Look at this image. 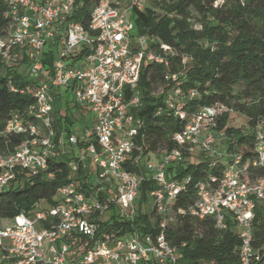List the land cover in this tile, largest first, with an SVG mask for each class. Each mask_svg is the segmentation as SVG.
Masks as SVG:
<instances>
[{
	"label": "built area",
	"instance_id": "1",
	"mask_svg": "<svg viewBox=\"0 0 264 264\" xmlns=\"http://www.w3.org/2000/svg\"><path fill=\"white\" fill-rule=\"evenodd\" d=\"M145 1L99 0L87 31L72 19L76 0H5L0 73L25 66L27 76L18 80L9 76L7 88L29 97L32 104L6 122L4 134L23 138L0 154V193L19 174L51 179V163L70 157L71 148L75 160L67 163L68 182L57 190L51 205L37 203L30 216L21 213L8 227H0L1 260L10 264H177L178 249L166 235L178 217L187 215L211 218L218 232L233 225L240 241L239 264L260 261L253 247L252 223L256 205L264 203V176L251 178L249 171L264 167V118L251 129L250 162L226 148L218 151V121L224 112L232 111L220 105L199 106L192 112L182 108L181 103L198 98L197 91L183 90L188 56L180 57L182 70L173 73L171 46L146 35L134 37L130 13L142 12ZM144 43L147 48L142 50ZM47 51L53 52L50 67L45 64ZM145 63L164 68V87L152 95H165V108H158L155 115L169 112L183 124L171 138L174 146L156 151L163 153L157 166L148 162L149 151L143 153L140 79ZM64 91L87 110L89 127L74 124L70 134L53 127L55 95ZM197 151L208 159L226 160L222 175L218 180L211 178V183L217 182L215 187L198 182L196 201L188 208H174L175 198L189 182V178H174V168L183 164L185 154ZM149 180L155 187L143 202L140 188ZM140 215L146 216L145 222ZM126 223L132 224L130 231L122 228Z\"/></svg>",
	"mask_w": 264,
	"mask_h": 264
},
{
	"label": "trees",
	"instance_id": "2",
	"mask_svg": "<svg viewBox=\"0 0 264 264\" xmlns=\"http://www.w3.org/2000/svg\"><path fill=\"white\" fill-rule=\"evenodd\" d=\"M98 1L76 0L77 10L72 19L79 22L84 30H89L90 14ZM145 4L151 8L132 12L134 30L174 49L175 56L170 59V71L173 73L182 70L180 57L183 54L188 56L181 78L183 90L197 91L198 98L181 103L182 108L192 112L199 106L220 105L245 116L249 128L247 134L228 126V112L219 119L217 129L225 131L230 138L226 140V150L239 153L243 162H250L254 151L251 129L264 118V0H147ZM5 10V0H0V32L7 25ZM194 22L201 26L200 30L194 27ZM260 22L262 28L257 25ZM52 54V51L45 53V64L49 67ZM190 62H193L192 66ZM163 71L161 65H142L140 86L144 108L140 116L144 122L141 130L146 147L144 154L171 149L174 146L172 136L183 127L182 122L169 112L155 115L158 108H165V95H152L153 91L164 87ZM9 76L13 80L25 78V66L0 73V154L12 150L23 138L4 134L7 120L14 113H23L32 104L29 97L9 92ZM53 108L55 115V102ZM62 119V122L54 120L53 127L70 134L74 126L73 117L66 113ZM185 156L183 164L175 167L173 174L178 180L189 178V182L175 198L174 208H188L196 201L195 185L198 182H209L215 187L217 182L211 183V178L218 180L222 175V161L208 159L203 154L204 157L194 163L189 159L191 155ZM70 160L68 156L52 162L50 171L54 175L51 179L19 174L16 181L0 193V227H8L21 213L30 216L34 206L41 201L51 205L57 190L68 182L67 163ZM131 169L135 172L140 170L136 167ZM249 172L251 178L261 177L264 176V167L250 168ZM154 187L150 180L142 184L140 196L143 202L148 200L147 194ZM139 219L145 222L146 216L140 215ZM252 225L253 247L260 256L257 264H263L264 203L256 205ZM122 228L130 231L132 224H122ZM170 230L166 237L178 249L177 264H239L237 251L240 241L233 225L228 224L226 230L218 232L211 218L198 220L186 215L178 217ZM0 264L10 263L0 259Z\"/></svg>",
	"mask_w": 264,
	"mask_h": 264
},
{
	"label": "rangeland",
	"instance_id": "3",
	"mask_svg": "<svg viewBox=\"0 0 264 264\" xmlns=\"http://www.w3.org/2000/svg\"><path fill=\"white\" fill-rule=\"evenodd\" d=\"M145 2H147V0ZM144 7L145 8H151L149 4H144ZM130 15L132 18V23L134 25L133 15L131 13H130ZM192 24H195V22ZM257 25L259 28H262V26H263V24L261 22L258 23ZM194 27H197L198 30L201 29V26H198L197 22L194 25ZM140 28H141V26H140ZM133 35H134V37H136V39L140 38V36H141V35H139V33L136 30H134ZM146 48H147V46L145 43L140 45V49L144 50ZM190 63L192 66L193 62H190ZM54 102L56 103V108H57V110H56L57 112L53 116V119L55 121L62 122L63 121L62 116L67 113L68 116L73 117L74 124H77L79 127L80 126L89 127L90 115L88 114L87 110H85L81 107H78L74 103V101L72 99V95L70 93L61 92V94L55 96ZM227 124H228V126H231L233 128L240 130L243 134H247L249 132L246 117L239 114V113H235V112L228 113ZM215 134H217L219 136V138L216 139L215 148L218 151H221L227 147L226 146L227 145L226 140H228L230 138L226 136L225 131L216 130ZM80 147H77V148H80ZM74 150H75L74 148H71V151H70L72 153V155L70 156L71 160H75V158H72ZM162 155H163L162 152L150 151L148 153V158H149L148 162L153 166H157L159 164V161H160V158L162 157ZM184 157L186 158L185 155H184ZM203 157H204L203 154H200L197 156L191 155L189 158H191L190 159L191 162L195 163L197 161H200L199 159L203 158ZM207 158H209V157H207ZM223 164L224 165L226 164V160L223 161ZM39 203H40L41 207L47 206L45 204L46 202H44V201H41Z\"/></svg>",
	"mask_w": 264,
	"mask_h": 264
},
{
	"label": "crops",
	"instance_id": "4",
	"mask_svg": "<svg viewBox=\"0 0 264 264\" xmlns=\"http://www.w3.org/2000/svg\"><path fill=\"white\" fill-rule=\"evenodd\" d=\"M193 155H200V153L197 151L195 154H193ZM206 157V156H205ZM207 158V157H206ZM189 159H191V158H189Z\"/></svg>",
	"mask_w": 264,
	"mask_h": 264
}]
</instances>
